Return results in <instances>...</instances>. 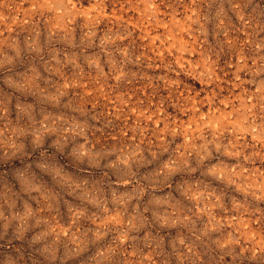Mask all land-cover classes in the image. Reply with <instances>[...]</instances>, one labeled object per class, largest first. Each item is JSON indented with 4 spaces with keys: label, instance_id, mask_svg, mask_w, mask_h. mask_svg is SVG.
Masks as SVG:
<instances>
[{
    "label": "rangeland",
    "instance_id": "374dc122",
    "mask_svg": "<svg viewBox=\"0 0 264 264\" xmlns=\"http://www.w3.org/2000/svg\"><path fill=\"white\" fill-rule=\"evenodd\" d=\"M0 264H264V0H0Z\"/></svg>",
    "mask_w": 264,
    "mask_h": 264
}]
</instances>
